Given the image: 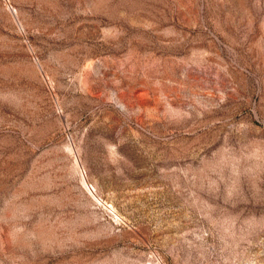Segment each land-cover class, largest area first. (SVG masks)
I'll use <instances>...</instances> for the list:
<instances>
[{
	"label": "rangeland",
	"instance_id": "1",
	"mask_svg": "<svg viewBox=\"0 0 264 264\" xmlns=\"http://www.w3.org/2000/svg\"><path fill=\"white\" fill-rule=\"evenodd\" d=\"M0 264H264V0H0Z\"/></svg>",
	"mask_w": 264,
	"mask_h": 264
}]
</instances>
